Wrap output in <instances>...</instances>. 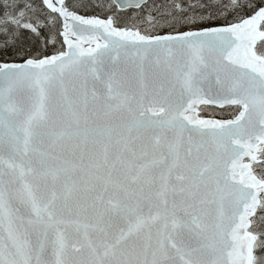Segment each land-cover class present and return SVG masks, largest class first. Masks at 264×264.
<instances>
[{
  "label": "snow or ice",
  "instance_id": "obj_1",
  "mask_svg": "<svg viewBox=\"0 0 264 264\" xmlns=\"http://www.w3.org/2000/svg\"><path fill=\"white\" fill-rule=\"evenodd\" d=\"M0 264H264V0H0Z\"/></svg>",
  "mask_w": 264,
  "mask_h": 264
},
{
  "label": "trees",
  "instance_id": "obj_2",
  "mask_svg": "<svg viewBox=\"0 0 264 264\" xmlns=\"http://www.w3.org/2000/svg\"><path fill=\"white\" fill-rule=\"evenodd\" d=\"M97 2H99V0H97ZM171 0H149L148 3L151 5L153 3H155L156 5H165L167 3H170ZM190 2L195 3L196 0H190ZM136 11V10H128L129 13ZM81 14H85V13H81ZM87 15H100L102 18L104 16V13L102 11H100L99 9H97L95 12L93 11H89L88 13H86ZM215 117H219L221 118L219 115L215 116ZM224 118H227V116H225Z\"/></svg>",
  "mask_w": 264,
  "mask_h": 264
},
{
  "label": "rangeland",
  "instance_id": "obj_3",
  "mask_svg": "<svg viewBox=\"0 0 264 264\" xmlns=\"http://www.w3.org/2000/svg\"><path fill=\"white\" fill-rule=\"evenodd\" d=\"M216 118V117H215Z\"/></svg>",
  "mask_w": 264,
  "mask_h": 264
}]
</instances>
